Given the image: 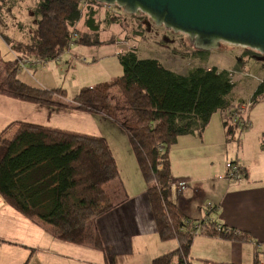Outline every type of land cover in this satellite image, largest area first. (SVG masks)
<instances>
[{"label": "trees", "instance_id": "obj_1", "mask_svg": "<svg viewBox=\"0 0 264 264\" xmlns=\"http://www.w3.org/2000/svg\"><path fill=\"white\" fill-rule=\"evenodd\" d=\"M82 4L101 3L96 0L39 1L30 41L10 43L20 56L5 62L8 91L22 101L57 104L115 117L116 109L109 92L118 88L137 118L123 127L147 184L159 236L163 241L177 239L179 243L176 249L155 257L152 264H233L191 257L197 233L241 242L252 240V236L215 221L192 219L179 206L172 205L169 157V150L179 136H201L219 110L223 112L227 141L235 138L240 125L233 121L232 114L241 111L229 101L235 86L232 71L199 66L188 74H180L161 66L155 58H139L131 49L119 55L122 75L82 87L70 102L58 101L56 96L66 97V90L27 84L17 76L19 60L21 55L57 59L73 43L86 42L78 28L84 15ZM96 14L90 6L86 24L92 29H99ZM262 95L264 81L251 103L261 101ZM14 126L17 127L14 135L6 137ZM118 177L116 158L103 136L24 120L12 122L0 132V195L25 217L51 225L53 235L63 241L79 245L89 242L90 222L115 206L105 186ZM219 225L221 231L217 229ZM93 244L104 250L97 231ZM253 264L264 263L257 259Z\"/></svg>", "mask_w": 264, "mask_h": 264}, {"label": "rangeland", "instance_id": "obj_2", "mask_svg": "<svg viewBox=\"0 0 264 264\" xmlns=\"http://www.w3.org/2000/svg\"><path fill=\"white\" fill-rule=\"evenodd\" d=\"M39 1H0V49L3 58L0 61V96L3 100L6 99L8 104L14 100L18 103L13 106L9 114H0V128L12 122L24 120L103 136L108 140L119 168V177L110 184L117 186L118 190L115 194L125 192L126 189L132 192L143 190L147 184L141 173L129 134L123 127V124L135 121L137 118L118 88H113L109 92L116 109L115 117L57 104L21 102L22 100L15 94L8 91L5 62L20 56L12 50L10 43L30 41L36 22L34 11ZM90 6L98 13L94 18L99 24V29H92L86 24ZM90 6L82 4L85 16L78 23L80 33L87 41L73 43L57 59L46 60L37 66L18 69V78L35 87L65 89L66 97L56 96V99L70 102L82 87L107 82L123 74V66L116 53L118 47L124 50H135L141 59L155 58L161 66L180 74H188L199 66L205 68L215 66L232 71L235 86L229 95V101L237 106V109L239 108L240 114L247 116L249 120L247 128H251L252 125L251 142L254 144L253 139L258 142L260 138H264V98L255 104L251 103L258 86L264 81V56L262 54L254 49L228 43H223L221 47L210 50L196 49L189 43L187 34L157 25L147 14L127 13L117 5L109 6L101 3ZM114 16L117 18L113 21L107 20ZM111 39H114V42H110ZM117 39L123 43L116 44ZM98 40H102L103 43H93ZM126 43L129 46H126ZM222 113L219 110L215 116L222 117ZM14 129L16 126L5 136L11 137ZM243 131L245 130L239 128L235 132V138L228 142L231 143V147L237 148V141ZM236 148L232 150L229 148L228 155L225 149L220 147L214 151V156L211 155L208 159L204 156L206 164L202 174L209 179L204 189L209 187L208 184L216 182L213 178L217 181L223 179L221 177L226 173V169L222 162H225L226 167V163L233 160V157L235 158ZM212 163H214L213 167H211ZM182 170L192 175L191 179L195 180V172L188 168ZM188 184L191 185V182ZM119 197L120 195L117 198Z\"/></svg>", "mask_w": 264, "mask_h": 264}, {"label": "crops", "instance_id": "obj_3", "mask_svg": "<svg viewBox=\"0 0 264 264\" xmlns=\"http://www.w3.org/2000/svg\"><path fill=\"white\" fill-rule=\"evenodd\" d=\"M17 104L16 100L8 104L0 96V114H9ZM213 116L201 136H179L169 150L172 180L187 182L179 208L192 219L215 221L239 232H248L252 240L241 242L197 233L191 257L233 264H253L257 259L264 263V138L258 142L253 139V144L251 125L240 135L237 148L231 147L223 113L222 117L213 119ZM220 147L227 155L229 148H236L231 161L243 167L245 176L239 181L213 178L216 182L204 189L209 180L202 174L206 164L204 156L205 159L214 156ZM183 168L195 172V180ZM112 182L105 189L115 206L90 222L89 242L85 245L55 237L51 225L25 217L0 195V264H152L155 257L176 249L177 239L163 241L159 236L147 186L136 192L126 189L115 194L118 188L110 185ZM207 204H213L214 210L209 212ZM96 231L104 250L93 244Z\"/></svg>", "mask_w": 264, "mask_h": 264}, {"label": "water", "instance_id": "obj_4", "mask_svg": "<svg viewBox=\"0 0 264 264\" xmlns=\"http://www.w3.org/2000/svg\"><path fill=\"white\" fill-rule=\"evenodd\" d=\"M131 14H147L157 25L187 34L194 48L223 43L264 56V0H96Z\"/></svg>", "mask_w": 264, "mask_h": 264}, {"label": "built area", "instance_id": "obj_5", "mask_svg": "<svg viewBox=\"0 0 264 264\" xmlns=\"http://www.w3.org/2000/svg\"><path fill=\"white\" fill-rule=\"evenodd\" d=\"M78 35H75V38H77ZM123 43L120 39L116 40V44ZM126 46H129L128 43H126ZM129 49H123L121 47L117 48L116 53L118 55L124 54ZM133 50V49H132ZM46 60L41 58H32L29 56L23 55L19 60V69L27 68L28 66H37L40 63L44 62ZM232 118L234 122H239L240 128H247L249 125V120L247 119V116H244L243 114L234 112L232 114ZM245 176V172L243 167L238 162L229 161L226 163V173L221 178L227 180V181H233V180H241ZM187 186V182L185 181H172L170 184V201L172 205L179 206L180 204V197L183 193V190ZM208 211L211 212L214 210L213 204L208 205ZM219 231L222 230V227L219 225L217 227Z\"/></svg>", "mask_w": 264, "mask_h": 264}]
</instances>
